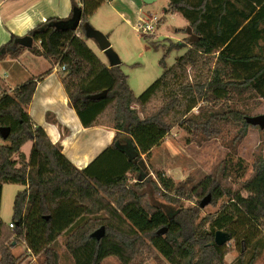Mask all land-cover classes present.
<instances>
[{
    "label": "trees",
    "instance_id": "trees-1",
    "mask_svg": "<svg viewBox=\"0 0 264 264\" xmlns=\"http://www.w3.org/2000/svg\"><path fill=\"white\" fill-rule=\"evenodd\" d=\"M106 1L71 0L68 17H49L27 32L34 41L28 48L32 53L65 66L61 82L81 125L115 130L112 141L88 165L75 168L60 143L33 124L25 107L37 80L10 92L0 88V127L10 128L6 138L0 135V192L6 182L24 186L13 203L14 229L0 220V264H21L10 250V239H24L23 224L36 200L41 213L48 214L43 198L48 192L51 204L69 196L85 203L62 231L75 264H101L107 256L121 264H145L152 253L166 264H225L228 246L214 242L217 230L241 245L233 264H254L264 247L262 155L255 157L251 175L238 180L236 188L228 182L226 163L220 173L188 187L186 181L174 184L159 171L155 179L149 177L142 155L176 126L205 139L217 136L223 121L242 123L241 135L253 126L245 120L247 113L229 102L239 91L264 89V0H168L165 11L180 14L198 38L170 44L167 52L188 48L170 66L163 57L164 71L139 96L129 88L121 64L109 67L80 36L83 24ZM78 11L81 24L73 28ZM15 38L2 46L5 51L0 48V60L26 48L14 44ZM104 91V96L92 97ZM29 140L26 160L21 147ZM243 167L239 163L237 178L243 176ZM131 173L136 182L127 186ZM149 193L175 207L160 208L150 202ZM207 194L212 204L224 202L217 212L201 216L199 203ZM183 199L195 201L184 206ZM100 227L104 234L97 239L92 233ZM247 246H253V252L246 259ZM37 257L40 264H60L56 242L45 245Z\"/></svg>",
    "mask_w": 264,
    "mask_h": 264
},
{
    "label": "rangeland",
    "instance_id": "rangeland-1",
    "mask_svg": "<svg viewBox=\"0 0 264 264\" xmlns=\"http://www.w3.org/2000/svg\"><path fill=\"white\" fill-rule=\"evenodd\" d=\"M167 6L168 0H153L151 2L142 0L144 13L155 14L161 18L154 32L147 34L138 32L129 25L111 26L108 24L106 16L112 15L113 10L111 3L107 1L98 8L91 18L89 17V24L108 36L112 49L121 60L120 69L126 74L128 86L135 96H139L160 77L164 71V65L160 63L163 57L164 64L170 66L188 48H173L167 52L170 44L188 40L190 36L186 32L188 25L186 20L178 13L166 12ZM99 25L106 27L105 30L98 28ZM84 38L87 45L96 54L102 58L105 57L94 39ZM230 101L229 103L236 110L245 111L248 116L264 114V89L259 93L239 91L233 95ZM197 111L196 108L193 109L194 113ZM220 128L217 136L205 139L200 134L190 133L179 126L173 127L148 154L142 155L146 169L149 171V177L155 179L156 171H159L170 178L174 184L186 181L187 186L190 187L210 173H220L226 163L230 175L228 182L232 188H236L238 180H245L251 175L255 157L257 155L264 157V128L249 126L244 135H241L242 123L223 121L220 123ZM30 147L31 144L28 142L22 148L23 152L29 156ZM239 163L244 166V173L242 177L237 178L240 174ZM135 182L136 177L132 173L129 174L127 186ZM21 190L22 185L18 183L6 182L2 184L0 220L6 228L9 227V223H13V203L16 194ZM148 198L150 202L164 210L175 207L157 193L153 195L149 193ZM194 201L183 199L182 203L184 206H189ZM222 202L224 199L216 204L208 201L202 207L201 216L217 212L219 204ZM84 206L85 203H80L76 197L69 196L64 200L58 199L49 209L45 206L48 214L43 215L38 207L37 210L35 209L36 204H33L31 207L33 210L30 209L31 212H27L23 224L24 239L16 241L14 236L11 237L10 240L14 241V245L10 248L11 252L14 256H20L21 264H40L37 257L38 252L54 240L60 254V264H75L72 256L65 249V234L62 231L75 219ZM46 217L48 218L45 219ZM261 239L264 242V236H261ZM226 245L228 252L225 255V264H233L240 253L241 245L237 243L236 239H230ZM243 252H246L245 258L247 259L252 255L253 246L245 247ZM101 264L121 263L116 257L107 256ZM145 264H166V262L157 253H152ZM254 264H264V247Z\"/></svg>",
    "mask_w": 264,
    "mask_h": 264
},
{
    "label": "crops",
    "instance_id": "crops-1",
    "mask_svg": "<svg viewBox=\"0 0 264 264\" xmlns=\"http://www.w3.org/2000/svg\"><path fill=\"white\" fill-rule=\"evenodd\" d=\"M107 2L111 3L113 10L112 15L106 16L107 23L111 26L125 24L133 28L132 22L138 16L146 14L142 10V0H108ZM70 11L71 0H0V48L11 39L12 35L24 36L31 28L47 18L54 16L65 18L69 16ZM99 26L98 28L102 30L106 28L103 25ZM80 36L85 40L84 34ZM35 44L39 45L40 42ZM99 57L108 65L105 57ZM61 76L59 63L52 62L42 55H36L28 48L16 57L6 55L0 60L2 90L10 92L14 87L28 80H37L35 91L25 107L27 113L33 124L41 126L53 143H60L62 152L71 164L77 169H82L112 141L115 130L101 125L83 127L74 108L69 104ZM47 114L50 119H47ZM28 142L32 147L31 140L21 147L26 160L29 155L23 152L22 148ZM14 158L18 160L17 156ZM34 204L37 210L38 200ZM44 205L48 209L53 205L49 192L45 194Z\"/></svg>",
    "mask_w": 264,
    "mask_h": 264
},
{
    "label": "water",
    "instance_id": "water-1",
    "mask_svg": "<svg viewBox=\"0 0 264 264\" xmlns=\"http://www.w3.org/2000/svg\"><path fill=\"white\" fill-rule=\"evenodd\" d=\"M143 1L151 2L153 0H143ZM71 21H72L71 26L73 28H78L81 24V11L76 12L75 16L72 17ZM83 28H84L83 30L84 36L87 38H92L97 42L99 49L105 55L108 61L109 67L116 66L121 63L119 56L112 49L111 43L106 34L94 28L91 24H89V22L84 23ZM186 32L190 35V41H194L198 38V36L192 32V29L189 25H187L186 27ZM13 42L16 45H22L26 48H30L33 44V39L31 36L26 34L24 36L16 37L13 40ZM1 50L5 51V48H2ZM105 94H106V91L100 94L93 95L92 97H100V96H104ZM245 120L250 125L258 126L259 128H264V114H256V115H249V116L247 115L245 116ZM9 132H10L9 127H0V135L3 138H6ZM208 201H210V194H207L204 198H202V200L199 203L200 207H203ZM47 218L48 217H46V219ZM103 234H104L103 227L98 228L92 233V235L96 237L97 239H99ZM230 239H231L230 234L225 231L217 230L215 232L214 242L218 245L227 243Z\"/></svg>",
    "mask_w": 264,
    "mask_h": 264
},
{
    "label": "built area",
    "instance_id": "built-area-1",
    "mask_svg": "<svg viewBox=\"0 0 264 264\" xmlns=\"http://www.w3.org/2000/svg\"><path fill=\"white\" fill-rule=\"evenodd\" d=\"M161 18L156 16L155 14H145L143 16H138L137 19H135L133 23V28L138 31L142 32L144 34L152 33L157 28L158 23L160 22ZM61 71L65 70V66L63 64L60 65ZM8 226L10 228H14L13 223H9Z\"/></svg>",
    "mask_w": 264,
    "mask_h": 264
}]
</instances>
